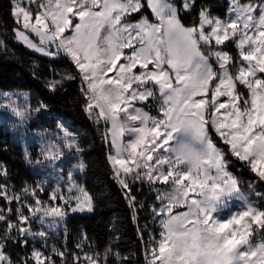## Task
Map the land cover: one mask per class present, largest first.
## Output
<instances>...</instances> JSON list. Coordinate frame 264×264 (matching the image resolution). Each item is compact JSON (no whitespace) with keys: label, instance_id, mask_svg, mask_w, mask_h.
Wrapping results in <instances>:
<instances>
[{"label":"snow or ice","instance_id":"snow-or-ice-1","mask_svg":"<svg viewBox=\"0 0 264 264\" xmlns=\"http://www.w3.org/2000/svg\"><path fill=\"white\" fill-rule=\"evenodd\" d=\"M9 5L13 40L72 66L50 65L44 87L56 94L78 81L82 111L103 128L110 178L136 224L144 264H264V191L256 190L264 185V0H225L222 15L209 0ZM8 50L0 35V51ZM46 107L26 93H0V110L18 130ZM56 127L35 158L23 154L29 166L57 172L54 186L41 180L17 190L0 162V264H131L110 244L95 250L86 233L72 251L48 245L69 213L94 210L75 174L87 168L79 136ZM68 156L77 163L65 172ZM237 164L254 174L247 193ZM144 185L155 194L154 228L139 224L145 202L135 190ZM30 239L42 247L29 249ZM17 246L26 254L14 257Z\"/></svg>","mask_w":264,"mask_h":264},{"label":"trees","instance_id":"trees-1","mask_svg":"<svg viewBox=\"0 0 264 264\" xmlns=\"http://www.w3.org/2000/svg\"><path fill=\"white\" fill-rule=\"evenodd\" d=\"M215 14L222 15L225 2L209 0ZM9 0H0V35H4L8 51H0V90L28 92L33 104L43 103L47 107L43 113L51 115L53 119L60 117L66 121L70 129L77 133L84 149L82 159L87 164L81 180L82 186L93 197L94 210L86 214L70 216L66 219V228L69 238L68 250H74L73 241L76 237L86 233L95 250L103 251L111 245L122 256H129L131 264H144L141 241L137 235V227L131 219V213L125 202L119 186L110 178L109 165L106 160L107 148L102 142L101 133L82 111L83 103L80 97L78 81L65 85L66 91L50 93L44 87V78L50 76L49 66L58 71H72L67 60H56L39 56L27 51L22 45L12 39L13 20L9 15ZM191 17L185 16V22H191ZM38 65L36 71L40 79L32 75L33 64ZM42 112H40V115ZM37 124H33L35 127ZM2 139V137H0ZM0 162L7 165L10 172V182L17 187L27 183L34 184V177L24 164L22 155L5 147L0 142ZM232 171L239 177L241 190L248 192V182L254 174L246 168L235 165ZM136 196L145 202V207L139 212V224L146 223L154 228L150 206L155 203V194L147 185L137 186ZM257 191H264V185L257 184ZM147 239V233H145ZM30 249V248H29ZM13 256L25 255L27 249L14 247Z\"/></svg>","mask_w":264,"mask_h":264},{"label":"rangeland","instance_id":"rangeland-1","mask_svg":"<svg viewBox=\"0 0 264 264\" xmlns=\"http://www.w3.org/2000/svg\"><path fill=\"white\" fill-rule=\"evenodd\" d=\"M219 1L223 3L225 2V0H219ZM17 43L22 45L27 51L37 54L39 56H42L28 49L22 43H19V42ZM45 58H48V57H45ZM4 92L18 93V94L26 93L29 103L32 106H36L35 104L32 103L31 95L28 92L0 90V93H4ZM18 102L19 103L24 102L23 96L20 97V100ZM41 112H42L41 115L40 113L33 114L32 118L28 121L26 127L23 130H18V129L13 128V123L15 122V118L12 117L10 113L0 110V137H2V139H0V142H2L5 147H9L19 152L22 155L23 160H24L23 154H24L25 149H27L34 158L38 155L42 141L50 137H53L54 134L57 132V127H56L57 122L63 123L67 128L70 129L68 123L62 120V118L55 117V119H53L51 115H48L47 113H43V110ZM35 123L37 125L35 127H32L33 124ZM80 157L82 158L81 154H80ZM75 163H77V157L68 156L64 160L61 167L66 172L68 168H70L72 164H75ZM24 164L29 169V171L32 173L34 177V183H36L37 181L45 180L48 182L49 187L55 185L56 179H57L56 171H54L51 168H44V167H39V166L37 167L29 166L28 164L25 163V161H24ZM83 173H80V172L75 173L77 181L81 186H82L81 180L83 177ZM15 187L17 190H19L22 186L20 187L15 186ZM250 198L255 199L254 196H250ZM236 203L237 202L235 201L232 202L233 209L236 206ZM86 213H89V212L69 213L67 218L73 215L86 214ZM225 214L227 213L225 212ZM66 219L57 226L54 232L51 233L50 239L48 240L49 246L55 244L58 247H63L66 245V247L68 248L69 238H68V233H67V228H66ZM34 228L36 230H39L40 226L34 225ZM79 239H80V236L76 237V239L73 241L72 245L74 249ZM32 246H36L39 248V247H42V244L38 239L36 240L30 239L29 248H31Z\"/></svg>","mask_w":264,"mask_h":264},{"label":"built area","instance_id":"built-area-1","mask_svg":"<svg viewBox=\"0 0 264 264\" xmlns=\"http://www.w3.org/2000/svg\"><path fill=\"white\" fill-rule=\"evenodd\" d=\"M50 59V58H49Z\"/></svg>","mask_w":264,"mask_h":264}]
</instances>
